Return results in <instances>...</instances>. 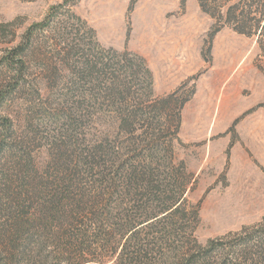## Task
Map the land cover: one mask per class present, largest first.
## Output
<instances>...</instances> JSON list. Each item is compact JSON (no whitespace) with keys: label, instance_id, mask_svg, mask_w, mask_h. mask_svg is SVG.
<instances>
[{"label":"rangeland","instance_id":"374dc122","mask_svg":"<svg viewBox=\"0 0 264 264\" xmlns=\"http://www.w3.org/2000/svg\"><path fill=\"white\" fill-rule=\"evenodd\" d=\"M57 3H64L86 21L103 48L141 55L152 71L155 99L173 93L177 103L185 101L171 146L173 165L178 168L183 162L194 178L182 203V211L197 215L192 220L193 237L203 246L213 239L235 244L248 236L259 238L249 247L212 253L205 264H264V30H253L252 36L236 32L202 11L198 0H0V24L12 22L0 30V57ZM236 3L245 6L253 18L259 16L257 10L264 0H229L223 8ZM51 42L49 34H40L28 45L18 88L9 82L13 70L0 68V232L11 218L19 217L21 207L68 195L64 190L55 193L56 187L64 188L68 181L66 170L72 162L67 157L75 160L88 144L125 136L118 133L101 103H94L99 111L84 120L42 114L39 109L44 103L53 109L51 99L70 86L65 72L53 74L45 66L58 61L46 49ZM227 95L231 105L224 109ZM90 105L92 100L87 109ZM85 180L79 174L87 194L90 185ZM26 184L37 190L49 184L53 189L41 195L25 194L21 186ZM132 196L124 205L115 193L111 199L104 196L98 208L88 210V216L82 214L83 221L73 227L65 219L50 223L43 252L35 258L38 264H71L69 237L76 242L83 229L88 231L85 245H103L105 250L99 257L102 263L85 264H140L145 255L158 264H178L174 252L181 246L179 239L187 238L178 234L180 222L146 228L142 233L149 232V239L163 247L154 254L145 253L154 248L145 236L142 247L138 245L140 254L131 260L120 261L111 245L106 246L120 239L119 233L95 235L97 216L106 229L110 223L119 227L126 214H133L134 205L143 197ZM34 205L30 214L35 212ZM71 209L63 208L65 214Z\"/></svg>","mask_w":264,"mask_h":264},{"label":"trees","instance_id":"16d2710c","mask_svg":"<svg viewBox=\"0 0 264 264\" xmlns=\"http://www.w3.org/2000/svg\"><path fill=\"white\" fill-rule=\"evenodd\" d=\"M227 1L198 0L202 11L218 23L230 25L236 32L252 36L253 30H264V4L257 10L259 16L252 18L251 12L237 3L223 8ZM250 21L254 22L253 27L248 25ZM8 26H12V22L0 24V30ZM40 34L51 36L52 42L46 49L58 58V61L45 66L50 67L53 74L65 72L64 76L70 80V86L63 87L59 96L49 102L55 107L49 109V105L44 103V108L39 109L43 111L42 114L48 117L62 116L66 120L74 117L84 120L91 117V112L99 111L94 108V103H101L105 115L116 123L118 133L125 136L121 138L118 134L115 138L107 137L88 144L84 151L77 153L75 160H71V156L70 160L66 158L67 162H72L69 165L67 163L68 181L64 188L56 187L55 193L64 190L68 195L44 198L35 205L32 202L21 207L19 217L11 218L0 232V264H38L35 258L43 252L50 223L65 219L70 227L76 226L83 221L82 214L88 216V210L98 208L104 196L109 197L114 193L121 197L120 205H124L125 199L132 195L143 197L134 205L133 214H126L117 228L110 223L104 229L102 218H95V235L115 237L119 233L120 239L115 243L109 241L106 246L111 245L120 261L137 258L145 236L154 246L145 253L154 254L160 250L163 246L152 242L155 239H149V232H142L146 228L171 221L180 222L178 234L180 238L187 237L179 239L181 246L174 252L179 259L178 264H205L212 253H220L227 247L231 249L255 245L254 241L259 239L256 236L242 238L235 244L213 239L206 246L199 244L193 237L195 226L192 220L197 215L182 211V203L187 186L194 178L186 171L183 162L180 161L178 168L173 165L171 146L179 132V112L185 101L177 103L173 93L155 99L153 75L145 59L127 49L118 51L103 48L94 30L80 16L66 8L64 3L51 6L44 18L30 25L24 31L21 41L6 49L5 55L0 57V68L8 66L14 72L9 81L14 88L21 86L20 81L24 77L23 66L28 45ZM91 100L92 106L87 109ZM79 174L85 175V181L90 185L87 194L81 188L82 182L78 181ZM51 189L49 184L42 185L39 190L30 184L21 186L22 193L29 191L33 195H41ZM84 203L90 205L84 207ZM31 205L35 207L32 214ZM65 206L72 207L67 214L63 210ZM87 236L88 231L83 229L76 242L72 241V236L69 237L73 243L70 244L73 248L71 264L94 263L99 260L102 263L99 257L105 251L103 245H85ZM61 245L59 243L57 246ZM116 246L122 249L117 250ZM147 256H143L138 263L158 264L155 259Z\"/></svg>","mask_w":264,"mask_h":264},{"label":"crops","instance_id":"0c3cea01","mask_svg":"<svg viewBox=\"0 0 264 264\" xmlns=\"http://www.w3.org/2000/svg\"><path fill=\"white\" fill-rule=\"evenodd\" d=\"M222 104H223L224 109H228L229 106L231 105V98H230V96L227 95L225 97V99L223 100Z\"/></svg>","mask_w":264,"mask_h":264}]
</instances>
